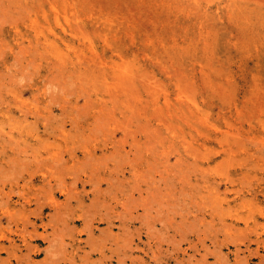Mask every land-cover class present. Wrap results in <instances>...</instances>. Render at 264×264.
Wrapping results in <instances>:
<instances>
[{"label": "rangeland", "instance_id": "rangeland-1", "mask_svg": "<svg viewBox=\"0 0 264 264\" xmlns=\"http://www.w3.org/2000/svg\"><path fill=\"white\" fill-rule=\"evenodd\" d=\"M90 173L107 182L99 194L87 185L86 205L121 211L113 228L95 221L124 260L108 264H264V0H0L5 246L17 200L30 195L35 222L36 199L55 186L64 210L60 187L84 192L72 182ZM67 216L58 250L69 256L75 236L86 254L92 222ZM35 243L25 260L51 264L49 240Z\"/></svg>", "mask_w": 264, "mask_h": 264}, {"label": "bare ground", "instance_id": "bare-ground-1", "mask_svg": "<svg viewBox=\"0 0 264 264\" xmlns=\"http://www.w3.org/2000/svg\"><path fill=\"white\" fill-rule=\"evenodd\" d=\"M107 172H105L104 174H106ZM47 174V173H46ZM48 175V174H47ZM47 175H45V176H47ZM44 176V179L46 178ZM65 176V175H64ZM71 176H72V174H71ZM75 176H76V174H75ZM133 176V175H132ZM142 176H145V175H142ZM51 177V176H50ZM55 177V176H54ZM112 177V176H111ZM116 177V176H115ZM109 178V177H108ZM115 179V178H114ZM60 180V179H59ZM117 180V179H116ZM116 180H114V181H116ZM45 181H46V179H45ZM55 181V180H54ZM104 181H106L107 182V178L104 176V175H102V174H98V175H93V174H88V175H80V176H76V177H74V180H73V184H75L76 185V188H78V185L82 182V186H83V189H84V192H81V191H79V193H74L73 192V189H72V187L71 186H69L70 185V183H66L65 184V186L63 187V186H61L60 188H61V192L62 193H64V196H65V198H66V200H67V202H68V204L65 206V208H64V210H62L63 208L60 206V204H59V202L56 200V197L54 196L55 194H54V190H55V186L54 187H52V190H50V191H52L51 192V195L49 194V195H47L45 198H48L47 200H49V202L47 201V204L46 203H39V200H35V201H37V204H38V206L40 207V209L42 208L43 209V211L40 213V215H38V216H41V217H38L37 216V218H36V220H34L35 222H32L31 221V218H30V216H29V214H28V212H29V207L31 206L30 205V203L32 202V200H30V195H29V197H24L23 199H25V201L23 202L22 201V199H19V200H17L19 203L18 204H22L21 206H22V209L23 210H21L20 211V213L19 212H15V213H17L16 215H15V213H14V210H7V219L10 221V223L11 224H13V225H15V227H16V229H14V228H12V229H7V244H9V245H7V247L5 246V242L6 241H4L5 240V236L4 235H2V237H0V250H4V249H7V253H8V255H9V260H7V264H30L31 262H30V259L31 258H29V260L27 259V260H25L26 258H28V257H30V256H38V255H40V253H41V249H40V246L39 245H36V243L35 242H42V243H44L46 240H49V243H47V244H49V246H50V248H54V250L53 251H51L52 253H53V258H49V259H52L51 260V264H70V262L69 261H75L76 259H80V261H82V262H84V261H86L88 264H99V263H102V264H108V262H107V258H111V259H117V260H120L121 258H120V251L118 250V248H117V246L115 247V243H113L111 240H109V238H107L109 235H108V233H107V237L105 238V237H102V235H100V236H98V237H95V235H96V233L98 232L97 230H95L96 228H98V226H95V221H97L98 219V221H99V223L100 222H102V221H105V222H107V224H108V227L109 228H113V226H115V225H117V221H116V215H118V213L120 212L121 213V211H119V203H117V204H114V205H112V206H108L107 205V202H108V200H107V202H106V204L104 205V204H99V203H97V205H95V210L93 209L92 210V207H89V206H87L86 205V196H88V197H90L91 196V192H87L86 191V189H87V185L90 183V184H92L91 186L92 187H94V193L95 192H98V194L101 192V193H103L102 192V186H103V183H104ZM142 181V180H141ZM57 182V181H56ZM61 182H64L63 180L61 181ZM61 182H59V183H61ZM92 182V183H91ZM145 182V181H144ZM50 183V182H49ZM58 183V182H57ZM107 184V183H106ZM119 185V184H118ZM80 186V185H79ZM109 186V185H108ZM111 186H113L112 184H110V187ZM125 186V185H124ZM137 186V185H136ZM140 186V185H139ZM71 187V188H70ZM109 187V188H110ZM134 187V186H133ZM121 188V187H120ZM125 188H127V186L125 187ZM136 188V187H135ZM144 188V187H143ZM111 189V188H110ZM139 189V188H138ZM106 190V189H105ZM107 190H108V188H107ZM133 190V189H132ZM141 191V190H140ZM140 191H139V193H140ZM147 191H149V190H147ZM146 191V192H147ZM120 192H121V190H120ZM20 193V192H19ZM86 195H85V194ZM93 193V194H94ZM106 193V192H105ZM108 193V192H107ZM107 193H106V195H107ZM112 193H113V191H112ZM124 193V192H123ZM116 194V193H115ZM117 194H118V191H117ZM116 194V195H117ZM125 194V193H124ZM36 195V194H35ZM96 196H97V193L95 194ZM105 195V196H106ZM123 195V194H122ZM151 195V194H150ZM104 196V197H105ZM126 196V195H125ZM22 197V196H21ZM33 197H34V195H33ZM98 197V196H97ZM135 197V196H134ZM134 197H133V199H134ZM146 197H147V195H146ZM150 197V196H149ZM149 197H148V199H149ZM166 197V196H165ZM91 198V197H90ZM99 198V197H98ZM112 198V197H111ZM128 198V197H127ZM127 198H126V200H127ZM138 198V197H137ZM39 199V198H38ZM97 199V198H96ZM103 199V198H102ZM106 199H108L107 197H105V199L103 200V202H105V200ZM145 199V198H144ZM94 200V199H93ZM114 200H116V202H119V195H117V196H115L114 197ZM132 200V199H131ZM139 200V199H138ZM142 200V199H141ZM147 200V199H146ZM90 201H91V199H90ZM96 201V200H95ZM95 201H94V203H95ZM135 201V200H134ZM148 201V200H147ZM98 202H100V201H98ZM103 202H100V203H103ZM142 202H144V201H142ZM151 202V201H150ZM93 203V202H92ZM110 203V202H109ZM124 203V204H123ZM134 202H132V204H133ZM148 203V205H149V202H147ZM152 203V202H151ZM151 203H150V207L152 206L151 205ZM111 204V203H110ZM122 204L124 205L123 206V209L124 210H126V208H127V206H125V204H126V202H122ZM17 205V204H16ZM50 206L51 208H53V209H55V215H53V218L50 220V222L49 223H45V217H44V212H45V210H46V206ZM69 205V206H68ZM90 205H92V204H90ZM121 205V204H120ZM135 205V204H134ZM140 205H141V203H140ZM143 206L145 205V203L144 204H142ZM168 205H169V203H168ZM122 206V205H121ZM164 206V205H163ZM137 207V206H136ZM136 207H134V208H136ZM145 207H147V205L145 206ZM50 208V209H51ZM122 208V207H121ZM139 208H141V207H139ZM143 208V207H142ZM128 209V208H127ZM157 209H159V208H157ZM110 210H112V213H111V211ZM135 210V209H134ZM144 210V209H143ZM152 210V209H151ZM155 210V209H154ZM15 211H17V210H15ZM19 211V210H18ZM128 211V210H127ZM136 211H138V210H136ZM146 211V210H145ZM148 211H149V209H148ZM156 211V210H155ZM78 213V216H79V218H84V217H86V216H89V220L92 222L91 224H88V222L86 221V219L84 220L85 221V223H83V224H85V226H86V228H85V230L86 229H88V238H87V241H86V247L87 246H89V250L88 251H86V254H81L79 251H80V249H84V247L82 246V243L84 244V242H83V240L81 239V237H78V238H76L75 236H74V238H72L71 239V242L69 243V245H71L72 247H74V250H73V252L68 256V254L67 253H65V251L64 250H66L65 248L66 247H62V246H66V245H64L65 244V241H66V239H65V237H66V231H65V227H64V225H62V222L63 223H69V221H68V219H66L65 217L67 216V215H69V216H73V215H75V213ZM147 212V211H146ZM156 212H158V210L156 211ZM160 212V211H159ZM158 212V213H159ZM177 212V211H176ZM35 213V212H34ZM109 213H110V215H109ZM149 213V212H148ZM178 213V212H177ZM30 214H31V210H30ZM89 214V215H88ZM128 214H129V212H128ZM162 214V213H161ZM66 215V216H65ZM126 215V214H125ZM124 215V216H125ZM130 215V214H129ZM150 215V214H149ZM168 215V214H167ZM166 215V216H167ZM183 216V215H182ZM10 217H11V219H10ZM68 217V216H67ZM120 217H122L121 215H120ZM129 217V216H128ZM135 217H136V215H135ZM162 217H163V215H162ZM145 218V217H144ZM143 218V219H144ZM146 218H147V216H146ZM151 218H152V216H151ZM165 218V217H164ZM48 219V218H47ZM118 219H120L119 217H118ZM155 219V218H154ZM124 220H125V218H124ZM151 220V219H150ZM38 221H42V223H43V226L45 227V231L47 232H49L50 230H49V226L52 228V232H53V235L52 236H54V237H52V238H49L46 234H44V233H38V229H39V227H38ZM120 221H122V219L120 220ZM131 221V220H130ZM147 221V220H146ZM51 222H55V224L54 225H51L52 223ZM126 222H129L128 220L126 221ZM182 222V221H181ZM9 223V222H8ZM87 223V224H86ZM124 223V222H123ZM130 223V222H129ZM142 223V222H141ZM10 224V225H11ZM147 224V223H146ZM30 225H32V228H30ZM127 225V224H126ZM75 226V225H74ZM73 226V227H74ZM84 226V227H85ZM71 227V226H70ZM69 227V228H70ZM119 227H121V226H119ZM9 228V227H8ZM122 228V227H121ZM124 228V227H123ZM146 228V227H145ZM148 229V228H147ZM65 231V232H64ZM109 232V231H108ZM143 232V231H142ZM145 232H146V229H145ZM148 232H151V230L150 231H148ZM81 233H82V230L81 231H79V235L81 236ZM105 233V232H104ZM104 233H103V235H104ZM110 233V232H109ZM112 233V232H111ZM13 234H14V237H13ZM59 235H60V237H61V240L63 241V242H61V244H60V249H61V247L64 249H62L64 252H62V251H60V250H58V243H59V241H60V239H58V238H56L57 236L59 237ZM105 235H106V233H105ZM152 236V235H151ZM16 237H19L20 238V240H21V242H22V244L23 245H20V244H17V240L15 239ZM59 237V238H60ZM68 238V237H67ZM76 238V239H75ZM110 238H112L113 239V237H110ZM125 239V238H124ZM127 239V238H126ZM118 241H120V240H118ZM127 242H128V240H126ZM56 242H58V243H56ZM125 242V241H124ZM122 243L123 242H121V245H122ZM132 243V242H131ZM117 244V243H116ZM126 244V243H125ZM124 244V245H125ZM68 245V244H67ZM123 246V245H122ZM127 246H129L130 247V245H127ZM126 246V247H127ZM119 247V246H118ZM56 248V249H55ZM137 248V247H136ZM46 249V248H45ZM121 249V248H120ZM110 251V253H111V255L109 256L108 255V253L106 252V251ZM23 251H26V257L24 256V254H23ZM134 251V250H133ZM44 252V251H43ZM59 252V253H58ZM145 252V251H144ZM46 253H50L48 250H47V252ZM45 253V254H46ZM95 253H98V255H99V259H96V260H98L97 262L96 261H93L92 259H93V256L95 255ZM132 253V252H131ZM61 254H63L62 256H60ZM50 255V254H49ZM47 256V255H46ZM109 256V257H108ZM130 256H132V255H130ZM48 257V256H47ZM50 257H51V255H50ZM127 257V256H126ZM73 259V260H72ZM131 259V258H130ZM24 260L26 261V263H24ZM121 260H123V259H121ZM50 261V260H49ZM124 261V260H123ZM118 262V261H117ZM37 263V262H36ZM41 263V262H40ZM40 263H37V264H40ZM73 263H75V262H73ZM121 263V262H120ZM72 264V263H71ZM80 264H81V262H80ZM122 264V263H121Z\"/></svg>", "mask_w": 264, "mask_h": 264}]
</instances>
